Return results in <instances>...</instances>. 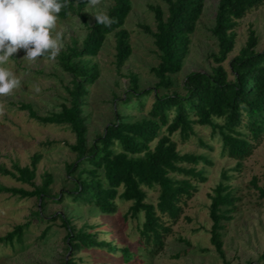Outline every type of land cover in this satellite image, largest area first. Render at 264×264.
Masks as SVG:
<instances>
[{"label":"trees","instance_id":"obj_1","mask_svg":"<svg viewBox=\"0 0 264 264\" xmlns=\"http://www.w3.org/2000/svg\"><path fill=\"white\" fill-rule=\"evenodd\" d=\"M111 1L106 14L114 18L115 23L106 27L96 21L87 26L83 13L86 0H61L65 7L58 19L66 20L77 13L87 28L80 47H68L56 58L57 66L71 78L70 85L65 87L67 99L58 112L43 116L38 115L30 104H21L19 108L39 124L65 126L74 135L75 142L69 149L76 159L67 167L73 187L65 197L80 206H93L105 215L116 214L118 200L130 203L126 216L138 219L142 215V223L137 228L139 242L150 256H154L163 250L166 237L172 233V226L179 220L187 201L197 192L198 184L207 181L204 169L197 167L212 165L205 154H181L172 137L177 134L184 143L194 135L195 126L210 127L212 135L220 138L222 155L235 160L237 170L264 139V51L256 50L258 38L251 27L244 46L229 59L236 46L239 22L262 7L264 0L218 1L210 30L217 45V51L209 55L214 66L210 73L186 75L181 83L182 94L172 91L175 87L173 76L181 71L190 53L191 36L203 14L205 0H161L167 7L166 12L159 5H148L155 29L146 25L139 27L152 38L156 49L158 63L150 68V72L157 82L152 88L140 91L138 78L131 73L123 100L127 104L129 97L140 98L153 93V102L146 116L139 120L129 121L116 114L115 122L107 125L102 135L88 146L82 107L88 88L100 76L92 59L99 54L109 34L114 35L117 73L132 54L130 33L123 28L132 9L131 1ZM225 62L228 69L223 65ZM139 105L143 109L144 104ZM41 158V154L35 153L29 165L24 167L17 163L10 168L0 165V176L32 188L0 185V195L37 198L40 207L45 206L53 179L49 173H44L41 184L35 185ZM223 178L227 179L224 174ZM252 184L259 198L264 199V188L258 187L255 179ZM146 190L157 191L155 204L147 202ZM209 199V242L224 260L223 223L233 219L239 199L223 182L212 190ZM62 201L63 197H58L57 202ZM36 216L40 218L38 212ZM58 218L66 230L64 239L68 258L63 264H78L75 255L93 248L109 253L119 251L126 264L131 262L133 254L126 247L118 249L111 242L99 241L87 228L77 229L69 219ZM28 228V224L16 225L0 236V245L14 247L22 244ZM48 230L43 231L42 238ZM260 259H264V251Z\"/></svg>","mask_w":264,"mask_h":264},{"label":"rangeland","instance_id":"obj_2","mask_svg":"<svg viewBox=\"0 0 264 264\" xmlns=\"http://www.w3.org/2000/svg\"><path fill=\"white\" fill-rule=\"evenodd\" d=\"M87 1V0H86ZM131 12L123 28L130 33L132 54L125 65L116 71L114 65V35L109 34L99 54L92 59L99 68L98 80L88 88V95L83 104V116L87 126V145L115 122V115L129 121L139 120L146 116L151 103V95L140 98H124L129 85V75L136 74L139 90L152 88L157 82L150 68L158 63L156 49L152 38L145 34L139 25L155 29V21L148 5H159L166 12V5L161 0H130ZM219 0H205L203 14L197 28L191 36L190 53L181 71L173 76L176 90L183 93L181 83L191 72L210 73L214 63L209 55L217 51L216 41L210 30ZM112 5L111 0H101L95 7L88 4L83 10L87 26H91L99 12L107 13ZM251 27L258 38L257 51H264V5L247 14L236 28V46L229 59L237 55L247 39ZM57 31L62 33L63 48L74 45L80 47L87 34V28L77 13L66 20L57 22ZM25 52L18 50L4 67L13 71L21 79V87L11 96L0 97L4 113L0 115V165L10 168L13 163L20 167L28 166L30 158L41 154L37 165L35 185H40L42 175L49 173L53 182L50 186V198L40 207L37 198H24L10 194L0 195V236L10 232L16 225L28 224L23 242L14 247L0 245V264H63L68 258L66 250V230L58 216L70 220L77 229L85 227L96 234L97 240L111 242L118 249L126 247L133 254L128 264H264L260 259L264 251V199H260L252 181L264 188V139L252 155L237 162L222 155L221 142L217 135H212L210 127L195 126L194 135L187 142H181L175 134L172 139L177 143L178 151L183 153L205 154L212 165H199L204 169L207 181L198 184V190L187 201L183 213L172 233L166 237L163 250L150 256L139 242L137 228L142 223L138 219L126 216L130 203L117 201V212L114 215L101 214L93 206H80L65 197L71 191L73 182L67 173V167L76 159L69 146L74 144L75 137L65 126L42 125L28 117L26 111L20 110L21 104H30L38 115L58 112L65 103V87L70 85V76L61 71L56 59L50 61L38 58L34 63L23 60ZM224 67L228 69L227 62ZM40 91L36 92L35 88ZM144 104L141 109L139 104ZM208 145L206 148L202 145ZM223 174L227 179L223 178ZM223 182L231 187L239 199L230 222H224L222 231V260L209 242V195ZM0 185L9 188L31 190L14 179L0 176ZM147 202L155 204L156 190H146ZM58 195V196H57ZM62 196L63 201L57 202ZM39 213L40 218L36 216ZM55 219H51V218ZM45 237H41L43 231ZM204 251V252H202ZM78 264H126L119 251L109 253L105 250L85 249L75 255Z\"/></svg>","mask_w":264,"mask_h":264},{"label":"clouds","instance_id":"obj_3","mask_svg":"<svg viewBox=\"0 0 264 264\" xmlns=\"http://www.w3.org/2000/svg\"><path fill=\"white\" fill-rule=\"evenodd\" d=\"M87 2L95 7L101 0ZM64 7L61 0H0V97L11 96L21 87V79L4 67L18 50H24L23 60L29 63L40 57L54 61L60 54L62 33L56 29ZM95 20L106 27L115 23L105 12H99ZM35 91L39 92V87ZM3 113L0 104V115Z\"/></svg>","mask_w":264,"mask_h":264}]
</instances>
